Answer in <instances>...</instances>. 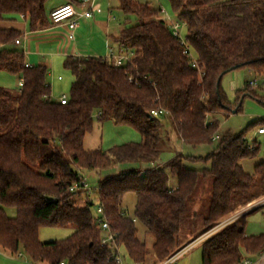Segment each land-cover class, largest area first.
I'll return each mask as SVG.
<instances>
[{"label":"trees","instance_id":"trees-1","mask_svg":"<svg viewBox=\"0 0 264 264\" xmlns=\"http://www.w3.org/2000/svg\"><path fill=\"white\" fill-rule=\"evenodd\" d=\"M48 1L0 0V71L23 77L18 90L0 84V247L25 253L32 264H120L115 255L121 247L134 264H146L153 255V264H160L218 227L201 242L202 264H242L248 256L261 255L264 234L247 235L249 213L220 225L264 196V159L252 172L242 163L261 150V143H251L247 133L264 125V118L238 132H218L221 116L241 111L245 97L264 99L250 81L236 89L235 101L222 85L236 69H251L264 80V0H170L178 21L186 25L185 37L201 70L192 66L170 24L159 17L161 7L119 0L126 22L112 37L129 51L130 60L117 64L106 56H67L65 67L74 79L66 103L53 98L46 64L27 66L25 50L16 47L23 32L2 25L21 15L32 31L54 25ZM156 109L168 113L155 115ZM95 119L130 125L142 139L88 149L85 138ZM166 119L183 144H211L219 136L216 149L206 156L177 152L161 164ZM186 161L210 166L190 168ZM134 162L140 166L98 182V204L115 234L114 241L103 245L92 191H71V186L85 178V171ZM170 173L177 179L175 189L169 187ZM209 177L212 192L201 226L188 225L190 203ZM83 193L84 201L77 198ZM127 194L136 198L133 216L123 206ZM6 207L15 208L17 215H8ZM139 223L152 236L151 250L139 237ZM46 226L74 231L45 242L40 230Z\"/></svg>","mask_w":264,"mask_h":264},{"label":"rangeland","instance_id":"rangeland-1","mask_svg":"<svg viewBox=\"0 0 264 264\" xmlns=\"http://www.w3.org/2000/svg\"><path fill=\"white\" fill-rule=\"evenodd\" d=\"M60 0H49L47 3V8L50 10L51 7L59 2ZM141 2H148L150 3L151 6L153 7H161L164 11L159 15L160 18L166 19V21L171 24L173 21H178L177 14L172 8V5L170 3V0H138ZM102 5L104 6V12L107 9H110L113 13V15L117 16L119 18L118 21H121V25H125V20H126V15L123 13V11L120 9V1L119 0H102ZM110 7V8H109ZM186 30V27H184V31ZM118 31V30H114ZM116 33V32H114ZM118 33V32H117ZM63 37V36H62ZM92 36L89 38H85L82 40L79 36L75 40H72V42H82V46L85 48L90 46L92 50H94V45L90 44V39ZM69 37L64 36L62 40L64 43L68 41ZM35 40V39H32ZM70 40V39H69ZM101 40V39H100ZM98 39V41H100ZM23 39V44L21 45H16L17 48L19 49H25V43ZM36 42L34 41L33 43V52L37 51ZM54 44H51V42H43V45L40 48L41 53L45 54V57L47 58L49 62L51 61L50 56L52 55L51 53L55 52L56 48ZM59 58L56 61V67L51 68L52 71V76L49 77V80L52 84V88L54 90L53 98H60L63 94H66L67 96L70 95V89L72 87V82H73V74L72 72L65 67V60L66 57L65 55H58ZM46 58L43 60H40V62H32L33 65L37 64H43L46 61ZM51 63V62H50ZM62 76L63 79L59 80L58 77ZM256 75L251 69L245 68V69H236L234 71H231L227 73L222 81L223 88L226 90L228 93L229 97L231 100L235 101L236 99V88H244L246 84L249 81H252L256 79ZM235 81H234V80ZM233 80V81H232ZM0 84L3 86H6L11 89H17L20 87L21 84V79L19 75L12 74L7 71H0ZM233 85H237L236 88L234 89ZM257 89V91L260 94L264 95V80L259 79V84L254 87ZM165 116V115H164ZM264 118V99L259 100V99H254L252 97H245L243 100V106L242 110L239 112L232 113L228 117L221 116V125L218 134L223 135L228 132H238L240 130H243L247 127V125L250 122H253L258 119H263ZM164 123L167 124L163 128V139L160 143V146L163 150L161 154V161L163 163L168 162L169 160L173 159L176 155L177 152H183L185 155L192 154L195 156H206L209 153L213 152L218 144V139H215V141L211 144H206V145H200V146H191V145H186L183 144L179 134L177 133L176 130L173 129L168 123L167 119L164 120ZM263 126V125H262ZM260 126V127H262ZM258 127L257 129L250 130L247 133V138L248 140L252 143L255 139L257 140L258 144L261 143V150L258 155L250 157V158H245L242 160L244 163L245 169H249L248 171H253L255 164L258 163L259 161L264 159V134H257V130L260 128ZM137 136L139 139H142L141 134L132 126L130 125H119L114 123L113 121H105V122H100L98 119H95V125L94 129L92 132H89L86 136L85 139V147L87 148H98L101 147L105 150L112 148L113 146L127 143L128 141H135L137 140ZM165 161V162H164ZM134 166H126L124 168H135L139 167L140 163L134 162L132 163ZM186 165L190 168H195V169H202L204 167L210 166L208 163L202 162V161H186ZM132 166V167H131ZM109 171H114L112 170H105L101 175H97V173H92V171H85V176L86 180L90 186V190L92 191L91 197L95 203V205L92 206L93 213H97L96 208L98 205V194H97V189L98 188V181L102 177L106 176L109 174ZM212 178H206L203 180L202 184L198 188L196 194H195V199L193 202L190 203V209H191V215L192 218L189 220L190 222L188 225H193L194 223L197 224L198 226H201V222L203 219V216L206 213V206L208 205V201L211 196L212 192ZM177 183L176 176L170 173V181H169V187H171V184ZM86 193H83V195L80 197V195H77L78 199L83 198L82 201H84ZM132 195V194H128ZM132 196H127L124 198V202H130L132 201ZM6 211L8 215L10 216H16L17 215V210L12 207H6ZM255 213H264V206L261 208H258L257 210L251 212L248 214H255ZM140 225V223L138 224ZM74 231V229L70 226L68 227H42L40 230V239L42 241H53V240H61L69 235ZM139 232L140 236L142 238L145 237V229L143 226L139 227ZM148 238L146 239L148 243V247L151 250L152 249V236H147ZM145 239V238H144ZM201 246L197 245L191 251L192 253H195L199 251ZM120 252L125 256L127 261L131 263V260L126 256L125 249L123 247L120 248ZM23 256H18L17 254H13L10 251H7L3 248L0 247V264H32L29 257L25 254L22 253ZM154 261H156L154 255L153 257L149 258V261L146 264H153ZM40 264H49L48 262L44 261Z\"/></svg>","mask_w":264,"mask_h":264},{"label":"crops","instance_id":"crops-1","mask_svg":"<svg viewBox=\"0 0 264 264\" xmlns=\"http://www.w3.org/2000/svg\"><path fill=\"white\" fill-rule=\"evenodd\" d=\"M65 3H67L66 0H60L59 2L54 4L50 10L52 11L54 8H56L62 4H65ZM75 6H76L77 10L80 12H83L88 8L87 5H83V4H80V5L76 4ZM103 9H104V6L102 5V0H96V2L94 3V6H93V16L91 18L79 17V27L76 30L77 38L79 36L82 40H84L85 38H88V37L90 38L92 36V38L90 39V44L94 45V47H93L94 50H92V48L90 46H88V47L85 46V48H84L83 47L84 45L82 46V42L81 43L72 42L71 40L68 39V41H66L64 43L62 38L64 36L68 37V32H69V29H68V26L66 23L54 24V25H52L48 28H45V29L38 28L36 31H32L29 27V22L24 17H22V15H21L17 18L16 21L5 20L2 23V25L3 26L13 25L23 32V36L21 38V40H22L21 44H23V39H24L25 40L24 41V43H25V49L24 50H25V53L27 56V63H29L31 65H33L32 62H40V60H43L44 58H46L45 54L41 53V51H40V48L43 45V42H51V44L55 45V47H53V48L57 47L56 51L54 53L53 52L51 53L52 54L50 56V59H51L50 62L51 63L48 60V56L46 58V60H48V61L43 63L49 67V77H51L52 76L51 68H53V70H54V67H56L57 59H61L58 57V55H65V56H69V55L107 56V54L109 53L111 48L116 53H119V54L120 53L121 54H125V53L130 54L128 50L121 49L113 41L112 36H116L119 33V31L123 28V25L120 24L121 21H118L119 18L115 15L114 16L116 18L110 17L111 14L113 15V13L110 9L105 10V12ZM162 13H163V11H162ZM114 30H118V31H114ZM114 32H116V33H114ZM32 39H35V40H32ZM98 39L99 40L101 39V40L98 41ZM34 41L36 42L35 46L37 48L36 49L37 51H35V52L32 51ZM16 45H18V44H16ZM58 79L62 80L63 77L59 76ZM49 82H50V80H49ZM50 84H51V82H50ZM236 86L237 85H233L234 89L236 88ZM51 87H52V84H51ZM53 94H54V90L52 88V96H53ZM56 99H60V98H56ZM257 134H259L258 130H257ZM135 141L136 142L141 141V139H139V137L137 136V140H135ZM128 142H130V141H128ZM88 149H91V148H88ZM162 163L163 162L161 161V164ZM125 165L126 166L127 165L128 166H130V165L134 166L132 163L118 164V165L108 169V170L114 169V171H109L110 172L109 174H118L121 170L126 169V168H124ZM243 166H244V163H243ZM248 170L249 169H247V171ZM249 172H251V171H249ZM92 173H95V174L97 173V175H101L103 172L92 171ZM85 178H86V176H85ZM176 187H177V183H175V184L172 183L170 189H175ZM127 196H132V198H131L132 201L130 203V202H128V200H127V202H124V200H123V206H124V208H126L128 210V213L133 216L134 211H135L136 198L133 194L132 195H128V194L125 195V197H127ZM255 210H257V209H255ZM255 210H253V211H255ZM253 211H251V212H253ZM140 226L144 227V225H142V224L138 225V227H140ZM144 229H145V227H144ZM246 233H247V235L264 234V213L263 214L255 213V214H251V215L247 216ZM139 237L142 240H146L147 239L146 231H145V237H144L145 239L140 236V232H139ZM201 242H202V240L197 242L186 254H184L179 259L177 264H202V247L200 248L199 251L191 254V251H193L195 246H197V245L201 246ZM18 256H23V254L20 255V253H18ZM247 259H251L253 261L252 264H264V252L259 256H248ZM126 262H127V264H134L132 262L129 263L127 261V259H126Z\"/></svg>","mask_w":264,"mask_h":264},{"label":"built area","instance_id":"built-area-1","mask_svg":"<svg viewBox=\"0 0 264 264\" xmlns=\"http://www.w3.org/2000/svg\"><path fill=\"white\" fill-rule=\"evenodd\" d=\"M80 1L83 5L88 6V8L83 12L78 11L75 5H73L71 3H65V4H62V5L54 8L50 13V18L55 24H62V23L67 24L68 29H69L68 37L71 41L75 40L77 38L76 30L79 27V17L91 18L93 16V6H94V3L96 2V0H80ZM162 11H164V10H162ZM22 17H24V16L22 15ZM110 17L116 18L112 14L110 15ZM170 27L173 31V34L179 39L180 43L184 46V53L191 60L192 66L201 70L197 56L194 53V51L192 50L190 44L186 40L185 31H184V27H186L185 23L184 22L182 23L180 21H173V22H171ZM21 43H22L21 38L16 40V44L20 45ZM106 57L107 58H113L117 64H124L130 60L131 55L128 53H125V54L116 53L111 48ZM30 65L31 64L27 63V66H30ZM203 74H204L203 71H201V75H203ZM20 79H21V84H20V87H18V89H20L22 84H23V77L20 76ZM258 84H259L258 79L250 81V85L252 87L257 86ZM60 100L62 103H66L68 100V96L66 94H63L60 97ZM152 113L155 115H164V114L168 113V111L166 109H156V110H153ZM258 133H260V134L264 133V125L258 129ZM216 138L218 139L219 136H216ZM250 148L254 149V145H251ZM81 188L89 189V190L91 189L86 178H83L82 180L75 182L71 186V191H76V190L81 189ZM262 206H264V196L253 201V202H251L246 207L237 211V213L235 215H233L231 218H229L228 220L223 222L220 226H222L223 224H225L227 222L232 221L233 219L239 218L244 214L250 213L251 211L258 209ZM96 211H97L98 221L102 225V228L104 230V235L102 237V244L103 245L109 244L110 242L114 241L115 234L110 230V225L106 221L105 213H104V207L101 204H98ZM217 228H214V229L204 233L203 235L199 236L197 239H195L192 242H190L189 244L185 245L183 248H181L180 250L175 252L173 255H171L169 258H167L166 260H164L160 264H177L179 259L184 254H186L197 242L205 239L211 233L216 231ZM20 255H22V254L20 253ZM115 259L120 264H127L125 256L120 252V248L117 249ZM252 263H253V261L251 259H245L242 264H252ZM62 264H64V262ZM136 264H138V263H136Z\"/></svg>","mask_w":264,"mask_h":264},{"label":"water","instance_id":"water-1","mask_svg":"<svg viewBox=\"0 0 264 264\" xmlns=\"http://www.w3.org/2000/svg\"><path fill=\"white\" fill-rule=\"evenodd\" d=\"M235 112H237V110H236V109L234 110V113H235Z\"/></svg>","mask_w":264,"mask_h":264}]
</instances>
